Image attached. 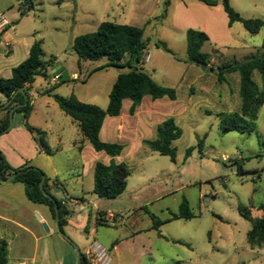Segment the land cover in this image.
I'll use <instances>...</instances> for the list:
<instances>
[{
    "label": "rangeland",
    "instance_id": "rangeland-1",
    "mask_svg": "<svg viewBox=\"0 0 264 264\" xmlns=\"http://www.w3.org/2000/svg\"><path fill=\"white\" fill-rule=\"evenodd\" d=\"M228 1L242 18L264 21V0ZM56 2L35 0L34 8L21 15L15 0H0V16L9 25L6 31L13 49L9 66L20 64L28 47L40 41L43 60L55 57L56 62L48 71L62 68L67 76L74 72L80 79H87L93 68L107 60H79V69L78 57L72 49L75 37L95 32L102 22L142 28L147 47L139 67L157 84L176 92L174 101L145 96L143 111L147 114L153 108L149 116L154 117L155 126L173 118L181 130L180 138L172 142L176 150L174 162L144 146L141 148L136 142L127 145L122 154V162L130 172L127 186L112 200L92 193L91 166L95 161L100 162L101 156L89 153L84 156V169L79 171L83 175L78 184L85 201L70 207V216L66 219L74 240L71 241L80 250L97 243L107 251L109 264H174L177 261L181 264H264V241L259 246L248 244L246 234L251 222L237 211L238 206H243L254 221L264 217V212L259 210L264 205V106L258 112L253 132L222 130L217 114L236 112L240 105L238 75L228 74L226 82L219 84L214 74L204 73L186 61L185 52L186 31L206 29L204 33L209 40L202 50L210 54V65L216 68L224 63H239L264 55V29L249 34L240 23L228 27L220 0H216L212 9L198 0H63L60 5ZM159 43L179 60L165 52ZM147 54L149 59L144 61ZM126 71L109 66L93 73L87 83L62 82L52 93L63 97L75 94L82 102L103 109L116 75ZM253 80L262 88L258 73H253ZM52 87L51 79L35 77L29 92L34 107L30 122L46 133L45 140L51 150H58L54 146L58 135L66 146L80 133L53 99L44 94V90ZM152 122H145L139 130L140 136H155ZM204 136L200 152L197 141ZM189 148L191 152L186 158ZM70 157L71 152L64 147L51 159L62 166ZM72 163L75 168L71 170L79 169L77 162ZM62 169L73 192L75 175ZM182 199L187 200L195 217L171 220ZM98 212L102 216L111 213L116 217L115 222L99 225ZM149 214L163 222L157 230L151 229Z\"/></svg>",
    "mask_w": 264,
    "mask_h": 264
},
{
    "label": "trees",
    "instance_id": "trees-1",
    "mask_svg": "<svg viewBox=\"0 0 264 264\" xmlns=\"http://www.w3.org/2000/svg\"><path fill=\"white\" fill-rule=\"evenodd\" d=\"M15 1L18 2L21 15H25L34 8L35 0ZM62 1L57 0L56 4L60 5ZM198 1L209 7L217 4L216 0ZM165 3L167 4L168 2L166 1ZM220 4L227 17L228 27H231L234 23H240L249 34H256L261 29H264V21L257 18H242L230 6L228 0H220ZM208 40L209 38L206 33L188 29L186 31V61L200 67L204 73L214 74L219 84L226 82V75L237 73L239 108L236 112L218 113V124L224 131L251 133L255 130L258 112L264 106V55L252 56L239 63H224L213 68L210 65V54L202 50L203 45ZM157 45L161 46L165 52L173 55L164 44L159 43ZM146 47L147 40L143 39L142 28L111 22H102L95 32L74 38L72 49L80 60L91 62L99 61L103 58L107 60L106 64L93 69L92 73L109 66L127 69L126 72H121L116 76L108 94V103L105 109H101L96 105L83 103L73 94L63 97L53 94V88L44 90V94L50 96L58 108L76 123L82 137L89 142L96 152H104L109 157H116L121 154L123 147L117 143L102 142L99 139V131L107 116L116 117L120 114L124 99H128L131 102L128 110L129 115L135 113L145 96H149L152 100L164 97L171 101L176 99V92L173 88L157 84L139 67L142 63ZM43 56L44 52L41 42L34 41L30 46L28 57L11 70V77L7 79L0 78V93L7 100L13 96L10 103L1 110L4 112V116L0 119V134L5 132L9 126L10 110L17 105L23 104L25 95L27 96V103L24 106L15 108L13 112L22 113L23 127L31 134L45 154L52 155L57 149L51 150L47 145L45 140L46 133L28 124L32 110L28 87L32 85L37 76L48 79V68L55 62V57H49L47 61H44ZM125 56L127 60L121 63V60ZM173 57L179 60L176 56L173 55ZM254 72L258 73L262 88L253 80ZM17 90H23L24 95L21 93L15 94ZM180 136L181 130L176 126L173 118H168L157 126L155 138L143 140L142 144L159 155L169 157L174 162L176 150L172 146V142L180 138ZM204 140L205 136L197 141V148L200 152L203 149ZM190 152L191 148L186 151V158ZM14 173L18 174L10 182L21 183L24 187L26 198L32 203L48 207L54 219V203L49 197L45 196V193L53 197L57 203L59 227L62 230L65 217L70 214V211L63 207L61 200L50 194L48 178L41 170L30 166L28 163L20 168H12L0 152V178L6 179ZM129 174V167L123 162H111L108 165L96 162L93 168L92 193L98 198L107 200L117 198L124 192ZM42 176H44L42 184L43 192L39 188ZM259 210L264 212V205H261ZM237 211L243 219L251 222V229L246 234L248 244L250 246H259L264 241V217L254 221L251 218L250 211L243 206H238ZM149 216L151 229L157 230L163 222L152 214H149ZM194 217L195 215L190 211L187 200L182 199L177 214H172L171 220H189ZM97 222L99 225H105L101 212H98ZM172 242L182 243L174 240ZM7 254V243L0 241V264H7ZM80 264H87L82 253ZM174 264H181V262L177 261Z\"/></svg>",
    "mask_w": 264,
    "mask_h": 264
},
{
    "label": "crops",
    "instance_id": "crops-1",
    "mask_svg": "<svg viewBox=\"0 0 264 264\" xmlns=\"http://www.w3.org/2000/svg\"><path fill=\"white\" fill-rule=\"evenodd\" d=\"M16 3L18 4L17 1ZM8 26V23L0 16V78L4 79L11 77V70L15 67L9 66V56L13 53V49L9 40L10 37L7 35L6 31ZM203 30L204 32H207L206 29ZM30 46L26 51L24 60L28 57ZM79 60L80 59L78 58L77 66L80 69ZM126 60L127 57L125 60L122 59L121 63H124ZM100 66L102 65L95 68ZM92 70L88 73L87 79H80L74 72L71 76H67L66 71L62 68L47 71L49 77L48 79H44H51V82L53 83L52 88L66 81H80L82 83H87L91 75L95 73H92ZM57 74L61 76L60 80L58 82L52 81V77ZM31 89L32 85L28 87V94ZM73 95L81 101L75 94ZM143 100L144 97L142 102ZM7 101L8 100L0 93V106L5 105ZM142 102L137 107L135 113L133 115H129L128 110L131 102L128 99H124L122 101L120 114L116 117L107 116L103 121L102 127L99 131V139L106 143L120 144L123 149L119 156L109 157L104 152L94 151L87 140L88 144L86 143L80 132V136L76 133V138H71L66 146H64L61 135H58L56 141H54V146L58 147V150H56L52 155H47L35 142L31 134L23 127L22 113L14 112L9 130L0 134V152L12 168H20L28 163L30 166L41 170L48 178L50 194L61 200L63 207L69 210V208L73 205H77L85 201L84 192L81 188V184H78V181L83 175V172L79 174V171H83L84 169L83 160L86 154L89 153L94 157L101 156L100 162L105 165H108L111 162L120 163L122 162V154L125 152V149L130 142H136V144H140L142 148L144 146L142 144L143 140H152L155 138V136L153 138H146L140 136L139 134V130L145 125V122L148 123L149 120H153L152 127L156 124L154 117L149 116V112L153 110V108H149L147 114L144 113ZM30 103L32 110L28 119V124L31 127L38 129L36 124L30 122L34 111L32 100ZM1 110L0 119L4 116V112ZM15 114L18 115L15 116ZM70 121L73 122L71 119ZM74 124L76 125V123ZM160 124H157L155 129ZM64 147H67L71 152V157L63 161L62 166H59V164H55L51 158H53L55 153L62 152ZM102 153L105 154L106 157L101 155ZM43 156L46 157L42 159ZM38 159H40V161L37 163L36 161ZM73 161L77 162V168L79 169H70L75 168V166L72 165ZM95 163L96 161L93 162L92 166L90 165L92 170ZM62 168L67 171L70 170L69 172L75 175L74 179L77 182L73 192H70L68 188L67 178H65ZM69 175L70 174H67L66 176ZM104 214L105 215L102 216V219L105 224L108 221H112V224L115 222L116 217L114 215L111 213ZM109 215H111L112 218H109ZM69 216L70 214L65 217V222L61 230L65 233V235H67L66 237L69 240L68 241L58 233L55 220L52 218L49 208L45 205L30 202L25 196L24 187L21 183L10 181L0 183V241H5L7 243V264H77L78 253L73 245L78 248L80 255L83 253V250H80V248L72 242L74 240L71 236V230L68 227L69 223L66 220ZM116 244V241L112 243L113 250L115 249Z\"/></svg>",
    "mask_w": 264,
    "mask_h": 264
},
{
    "label": "water",
    "instance_id": "water-1",
    "mask_svg": "<svg viewBox=\"0 0 264 264\" xmlns=\"http://www.w3.org/2000/svg\"><path fill=\"white\" fill-rule=\"evenodd\" d=\"M17 93H21L24 95V91L23 90H17L15 92V94ZM14 94V95H15ZM13 97V96H12ZM12 97L7 101V103L3 106H0V110L3 109L4 107H6L9 103H10V100L12 99ZM27 103V96L24 95V103L23 104H20V105H17L15 107H13L10 112H9V126L7 127V130H9L10 126H11V122H12V115H13V111L15 108L17 107H20V106H24L25 104ZM18 173H14L12 175H10L9 177H7L6 179H1L0 178V183H5V182H8V181H11ZM43 181H44V176H42L41 180H40V183H39V188L40 190L43 192V188H42V184H43ZM45 196L49 197L53 203H54V213H55V217H54V220H55V224H56V229L58 231V233L64 237L65 239H67V237L64 235V233L61 231L60 227H59V216H58V207H57V203L55 202V200L53 199V197H51L49 194H46L45 193ZM68 240V239H67ZM69 241V240H68ZM72 244V243H71ZM73 245V244H72ZM73 247L75 248V250L77 251L78 253V256H77V264H80V259H81V255H80V252L78 250V248L76 246L73 245Z\"/></svg>",
    "mask_w": 264,
    "mask_h": 264
},
{
    "label": "built area",
    "instance_id": "built-area-1",
    "mask_svg": "<svg viewBox=\"0 0 264 264\" xmlns=\"http://www.w3.org/2000/svg\"><path fill=\"white\" fill-rule=\"evenodd\" d=\"M149 55H146V58L144 61H148ZM60 75H54L52 77V81L58 82L60 80ZM109 218H112L111 215H109ZM87 261V264H109L110 263V257L107 253V251L102 248L97 243H92L89 246H87L85 249H83L82 253Z\"/></svg>",
    "mask_w": 264,
    "mask_h": 264
}]
</instances>
